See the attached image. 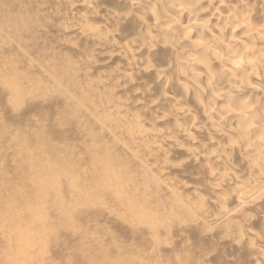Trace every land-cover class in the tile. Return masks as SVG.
<instances>
[{"label": "bare ground", "instance_id": "6f19581e", "mask_svg": "<svg viewBox=\"0 0 264 264\" xmlns=\"http://www.w3.org/2000/svg\"><path fill=\"white\" fill-rule=\"evenodd\" d=\"M63 4L87 7L59 33H74L90 44L100 60L92 59L91 67L121 62L96 79L90 93L101 94L100 84L118 93L92 105L76 78L52 64L48 86L65 106L87 100L80 107L124 160L107 150L99 157L92 148L91 160L83 165L72 158L74 149L59 152L41 134L30 147L16 150L10 143L4 146L0 135V157L13 151V165L0 158V264H28L34 255L40 257L37 264H127L133 249H90L80 238L79 249H39L49 245L54 233L70 230L79 209L92 205V192L114 185L118 189L107 197L116 195L155 233L160 224L152 217L150 193L162 192L164 211L180 225L177 236L193 231L203 241L218 237L224 245L244 249V262L241 256L236 259L240 264H264V0ZM5 19L12 22L0 26L2 39V29H29L22 13ZM126 34L132 36L129 42H123ZM145 73L150 78L142 82ZM0 84L19 111L26 94L20 80L0 74ZM137 84L143 86L122 95ZM157 90L159 97L151 98ZM137 107L141 110L131 111ZM160 123L163 128L154 127ZM76 129H83L81 121ZM35 153L38 160L32 159ZM57 158L69 159L66 179L55 176ZM196 198L205 200L202 206Z\"/></svg>", "mask_w": 264, "mask_h": 264}, {"label": "rangeland", "instance_id": "374dc122", "mask_svg": "<svg viewBox=\"0 0 264 264\" xmlns=\"http://www.w3.org/2000/svg\"><path fill=\"white\" fill-rule=\"evenodd\" d=\"M86 10L87 7L84 5L71 9L63 4V0H0V17L3 15V18H0V26H7L12 22L5 19L8 15L20 13L26 16L29 26V29H2L4 38H0V74L18 78L26 92L23 95L22 108L16 111L0 84V135L1 140H5L4 146L10 143L13 150L19 146L27 148L31 146L30 142H35L36 136L41 134L48 138L49 146H54L59 152H63L65 148L74 149L77 153L72 158L83 165L91 160L92 148L99 157L107 150L106 153L111 156L124 160L122 154L113 148L112 141L102 137L94 118L85 108L80 107L85 105L87 100L94 101L92 105L100 104V100L118 93L112 85L100 84L101 94L97 96L89 90L95 86L96 79L100 81L104 75L114 72L121 62L102 63L93 69L91 60H100L90 44L87 45L78 39L74 33H66L63 36L59 33L62 28L69 27L77 21L75 13ZM90 21L97 24L91 18ZM121 32L124 33V30ZM7 34L10 38L6 37ZM131 38L132 36L126 34L123 42H129ZM150 59L158 61L155 60V56ZM41 62L45 65L44 69L40 67ZM51 64L53 68L62 66L65 70L64 76L71 75L76 78L82 89L89 92L85 93L87 97L85 102L76 104L70 100L67 106L64 105L58 94L48 86L50 85L48 74L53 69H49ZM87 72H90V75L84 78ZM149 78V74L145 73L141 81L147 82ZM142 86V84L129 86L122 95L131 96L134 88ZM152 97H159V91L157 90ZM64 109H67V113H64ZM139 109L131 108V111ZM115 116L116 114H112V118L115 119ZM78 121L83 123L82 130L76 129ZM154 127L163 128L164 124L160 123ZM19 132L23 137L15 134ZM10 135L12 137H9ZM0 158H6L9 165H13V151L3 152ZM173 158L172 160L175 159ZM32 159H39L37 153ZM54 164L55 176L66 179L69 159L57 158ZM158 171L160 168L153 169V172ZM88 178L92 180L90 176ZM81 184L86 188L85 184ZM117 189L118 187L114 185L110 189L99 188L92 192V205L79 209L78 217L69 223L73 225L70 230L61 229L54 233L49 245L41 246L39 249H54L60 253L64 249H79V242L84 241L90 249H97L98 246L102 249H133L127 264H205V262L222 264L224 261L230 262L229 264H240L236 261L238 256H241L244 262V255L246 257L244 249L224 245V242L216 240L218 237L203 241L199 233L193 231L187 233L186 237L177 236L175 229L180 225L164 211V193H150L149 206L153 210L152 217L160 224L155 233L148 225L138 222L128 212V204L118 200L116 195L107 197L108 193H115ZM194 201L197 202L196 205L200 203L202 206L205 200L199 202L196 198ZM146 207L144 204V209ZM79 212H82V216ZM51 223L63 224L60 220H51ZM219 242H222V245L218 244ZM230 256L233 257L231 258L233 261L228 258ZM39 259V256L34 255L28 264H37Z\"/></svg>", "mask_w": 264, "mask_h": 264}]
</instances>
